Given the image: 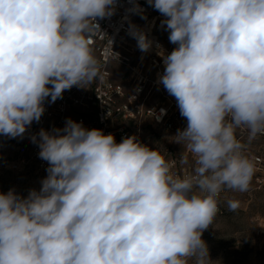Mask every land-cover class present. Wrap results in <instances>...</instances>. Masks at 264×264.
<instances>
[{"label": "clouds", "instance_id": "clouds-1", "mask_svg": "<svg viewBox=\"0 0 264 264\" xmlns=\"http://www.w3.org/2000/svg\"><path fill=\"white\" fill-rule=\"evenodd\" d=\"M147 3L176 45L166 55L157 45L158 82L187 120L174 137L191 171H174L135 135L117 143L71 118L41 128L31 137L48 163L40 189L0 192V264H214L202 235L220 194L249 191L256 171L238 131L249 143L264 136V0ZM116 4L0 0V135L23 136L46 99L103 78L92 37ZM131 34L142 52L152 48L144 32Z\"/></svg>", "mask_w": 264, "mask_h": 264}, {"label": "built area", "instance_id": "built-area-1", "mask_svg": "<svg viewBox=\"0 0 264 264\" xmlns=\"http://www.w3.org/2000/svg\"><path fill=\"white\" fill-rule=\"evenodd\" d=\"M139 6V11L137 10ZM165 17L147 3V0H117L113 15L97 18V30L92 43L98 56L103 78L96 80L88 88L72 87L65 90L62 98L50 103L45 100V112L39 122L34 121L21 137L11 138L0 135V167L15 174L39 175L48 163L39 158L38 144L31 137L40 129L51 131L63 128L68 118L82 122L87 129L97 128L105 134H113L116 142L135 135L151 148H157L167 159L176 162L179 174L191 171V165L180 164V157L186 149L175 151L183 145L175 143L178 129L187 125L186 118L180 115L176 99L169 95L158 82L163 73V59L157 54L161 45L166 54L176 45L162 39L169 32L161 21ZM133 26L144 32L153 42L148 52H142L137 40L131 34ZM112 42V43H111ZM166 114L160 116V110ZM156 117H160L157 119ZM245 145V152L255 161V174L252 182L258 190H264V136H258L250 143L246 131H238ZM7 192V191H0ZM223 193L220 194V211ZM264 234V229L258 230Z\"/></svg>", "mask_w": 264, "mask_h": 264}, {"label": "rangeland", "instance_id": "rangeland-1", "mask_svg": "<svg viewBox=\"0 0 264 264\" xmlns=\"http://www.w3.org/2000/svg\"><path fill=\"white\" fill-rule=\"evenodd\" d=\"M161 37L170 42L165 33ZM182 149L175 147L179 153ZM46 176V170L37 176L33 171L25 176L0 167V191L14 189L17 194L27 196L30 189H40ZM229 199L240 201L236 211L228 209ZM221 207L223 212L202 235L210 259L214 264H264V234L258 233L264 229V190H258L253 182L245 193L225 190Z\"/></svg>", "mask_w": 264, "mask_h": 264}]
</instances>
